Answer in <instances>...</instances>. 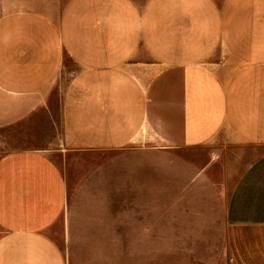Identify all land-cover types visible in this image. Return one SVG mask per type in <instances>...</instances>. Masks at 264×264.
Returning <instances> with one entry per match:
<instances>
[{"label": "crops", "instance_id": "crops-1", "mask_svg": "<svg viewBox=\"0 0 264 264\" xmlns=\"http://www.w3.org/2000/svg\"><path fill=\"white\" fill-rule=\"evenodd\" d=\"M13 2L0 15V264H70L98 218L118 234L138 224L77 213L72 152L231 144L249 152L223 170L227 264H264V0Z\"/></svg>", "mask_w": 264, "mask_h": 264}, {"label": "rangeland", "instance_id": "rangeland-1", "mask_svg": "<svg viewBox=\"0 0 264 264\" xmlns=\"http://www.w3.org/2000/svg\"><path fill=\"white\" fill-rule=\"evenodd\" d=\"M13 1L0 0V15L12 8ZM66 63L74 68L68 58ZM68 78H61L62 86ZM248 150L231 144L72 152L66 165L77 213L107 211L114 216L123 211L125 219L132 215L127 219H137L138 224L118 234L114 218H98L96 222L102 224L76 237L78 249L70 264H227L221 220L227 195L223 170L227 165L246 166ZM232 159L237 161L230 163ZM171 208L185 212L169 214ZM172 215L188 219L184 224L165 221ZM152 218L157 225L150 232Z\"/></svg>", "mask_w": 264, "mask_h": 264}]
</instances>
